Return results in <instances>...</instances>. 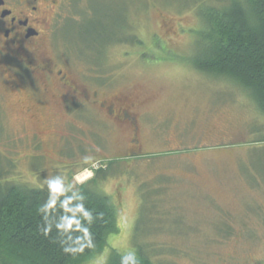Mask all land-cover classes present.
I'll return each instance as SVG.
<instances>
[{
    "label": "rangeland",
    "instance_id": "obj_1",
    "mask_svg": "<svg viewBox=\"0 0 264 264\" xmlns=\"http://www.w3.org/2000/svg\"><path fill=\"white\" fill-rule=\"evenodd\" d=\"M188 1H78L77 15L45 32V49L90 86L98 75L99 95L132 99L133 133L101 111L53 133L56 119L48 126L21 110L23 89L17 79L9 88L12 64L0 53V185L59 180L115 206V232L83 264L139 246L160 264H264V131L236 83L191 64L200 22ZM222 2L203 0L199 11ZM129 137L138 156L115 158Z\"/></svg>",
    "mask_w": 264,
    "mask_h": 264
},
{
    "label": "trees",
    "instance_id": "obj_2",
    "mask_svg": "<svg viewBox=\"0 0 264 264\" xmlns=\"http://www.w3.org/2000/svg\"><path fill=\"white\" fill-rule=\"evenodd\" d=\"M202 3L190 7L200 22L191 64L236 83L254 102L264 131V0H225L199 11ZM115 230L110 197L87 186L53 193L17 182L0 185V264H83L102 252ZM136 250V264H160L141 246ZM123 257L112 250L107 264H121Z\"/></svg>",
    "mask_w": 264,
    "mask_h": 264
},
{
    "label": "flooded vegetation",
    "instance_id": "obj_3",
    "mask_svg": "<svg viewBox=\"0 0 264 264\" xmlns=\"http://www.w3.org/2000/svg\"><path fill=\"white\" fill-rule=\"evenodd\" d=\"M78 1L86 3V0H0V53L12 64L6 69L13 80L9 88L12 86V92H15L19 81V89L23 90L16 98L24 104L21 110L32 119L42 118L48 126L53 121L50 119H56L58 129L52 125L53 133H60L63 123L68 127L72 123L70 120L89 119L90 115L100 111L104 112L106 121L111 117L117 124L129 123L133 133L136 127L135 117L130 114L134 104L132 99L125 95H99L98 75L89 76L90 86L83 75H77L44 47L45 32H52L55 21L67 17L69 12L77 15ZM85 108L90 111L84 112ZM138 151V141L129 137L122 154H116L115 158L136 157Z\"/></svg>",
    "mask_w": 264,
    "mask_h": 264
},
{
    "label": "clouds",
    "instance_id": "obj_4",
    "mask_svg": "<svg viewBox=\"0 0 264 264\" xmlns=\"http://www.w3.org/2000/svg\"><path fill=\"white\" fill-rule=\"evenodd\" d=\"M49 188L53 193H60L61 182L59 180L51 181L49 183ZM49 207H52V204H49ZM63 226L67 230V228L70 226V224H69V222L65 221V224ZM78 250H82V249H77L76 251H78ZM129 262H130V264H136L135 256L132 253H129L128 255L123 257L121 264H129Z\"/></svg>",
    "mask_w": 264,
    "mask_h": 264
}]
</instances>
